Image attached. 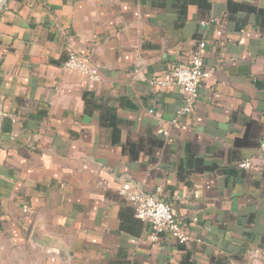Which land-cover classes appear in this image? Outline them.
Instances as JSON below:
<instances>
[{
	"label": "crops",
	"instance_id": "crops-1",
	"mask_svg": "<svg viewBox=\"0 0 264 264\" xmlns=\"http://www.w3.org/2000/svg\"><path fill=\"white\" fill-rule=\"evenodd\" d=\"M202 42L211 75L178 117L152 82ZM263 142L264 0L1 1L0 264H264ZM124 182L189 240L152 241Z\"/></svg>",
	"mask_w": 264,
	"mask_h": 264
},
{
	"label": "built area",
	"instance_id": "built-area-1",
	"mask_svg": "<svg viewBox=\"0 0 264 264\" xmlns=\"http://www.w3.org/2000/svg\"><path fill=\"white\" fill-rule=\"evenodd\" d=\"M205 47L206 43H200L187 64L173 69L170 80L160 79L152 82L155 86L175 85L179 88L183 105L177 111L178 117L193 113L198 101L200 84L211 75V72L206 69L203 59ZM65 68L88 76L93 80H97L99 77L97 72L75 52L70 54L68 61L65 63ZM175 122L176 120H173V123ZM163 134L168 136L169 131L166 130ZM261 150L264 151V142L261 144ZM238 166L240 169L249 170L254 168L255 162L253 159H246L240 162ZM119 194L133 205L137 219L151 224L153 229L152 241L157 240L158 235L164 233L173 236L181 243H186L189 240L182 219L172 204L140 191L130 182L122 183L119 187ZM24 210L28 211L27 208Z\"/></svg>",
	"mask_w": 264,
	"mask_h": 264
},
{
	"label": "water",
	"instance_id": "water-1",
	"mask_svg": "<svg viewBox=\"0 0 264 264\" xmlns=\"http://www.w3.org/2000/svg\"><path fill=\"white\" fill-rule=\"evenodd\" d=\"M2 1V0H1ZM1 1H0V3H1Z\"/></svg>",
	"mask_w": 264,
	"mask_h": 264
},
{
	"label": "bare ground",
	"instance_id": "bare-ground-1",
	"mask_svg": "<svg viewBox=\"0 0 264 264\" xmlns=\"http://www.w3.org/2000/svg\"><path fill=\"white\" fill-rule=\"evenodd\" d=\"M1 1V0H0Z\"/></svg>",
	"mask_w": 264,
	"mask_h": 264
}]
</instances>
